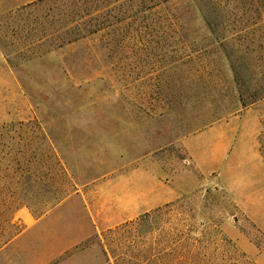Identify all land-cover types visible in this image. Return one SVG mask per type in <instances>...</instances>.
I'll list each match as a JSON object with an SVG mask.
<instances>
[{
    "label": "rangeland",
    "instance_id": "1",
    "mask_svg": "<svg viewBox=\"0 0 264 264\" xmlns=\"http://www.w3.org/2000/svg\"><path fill=\"white\" fill-rule=\"evenodd\" d=\"M29 1L0 0V126L37 122L44 140L17 131L0 152L21 151L46 191L18 189L12 224L34 229L0 247V264H119L141 245L207 246L184 264H264V98L241 105L227 60L261 77L264 25L189 50L155 19L80 38L76 0ZM2 165L0 187L23 181ZM165 205L153 231L120 229Z\"/></svg>",
    "mask_w": 264,
    "mask_h": 264
},
{
    "label": "trees",
    "instance_id": "2",
    "mask_svg": "<svg viewBox=\"0 0 264 264\" xmlns=\"http://www.w3.org/2000/svg\"><path fill=\"white\" fill-rule=\"evenodd\" d=\"M47 1L49 0H38L36 3L26 5L22 10L45 4ZM111 1L116 4L113 5ZM76 3L82 5L85 14L88 13V31L79 33L80 38L97 34L121 23L139 21L138 23L145 25L146 21L155 19L154 23L161 22L171 28L169 32L175 35L174 37L186 40L188 43L186 48L189 50H204L218 45L223 51L227 48L228 40L237 39L243 34L247 35L252 26L264 25V0H76ZM195 26L197 28H194ZM227 60L239 92L241 105L244 107L264 98V73L261 77H255L254 73L246 67L243 57L232 56ZM17 131L38 132V143L44 140L41 127L37 122L11 123L0 126V143L5 138L14 144V136H11V133ZM2 145L4 154L0 152V163L5 170L20 174L18 176L23 178V181L19 183L15 181V176H12L0 187L2 192L6 191L10 194L7 200L0 201V213H5L7 216L5 220L0 221V247L8 244L22 232L21 227L12 224L14 214L19 209L17 201L24 200L15 198L18 189L20 188V194H22L20 198L33 200L37 194L46 191L42 190L41 184L34 179L35 170L31 167V161H21L23 159L21 151L14 150L5 143ZM28 158L32 159L31 156ZM67 194L66 192L61 196L56 195L52 200L36 199V202L43 205L56 203ZM169 208L171 205H165L145 213L136 221L125 223L120 229L129 230L137 227L142 231L146 226L145 222L149 221L153 231L158 226L156 218L162 211ZM8 227H15V229L12 233H7L5 231ZM194 241L198 243V239ZM204 247L207 246L154 245L150 249H144L141 245L134 257L120 259L119 264H158L162 259L178 264H184L185 261L197 263L205 258V255L200 252L201 249H205Z\"/></svg>",
    "mask_w": 264,
    "mask_h": 264
},
{
    "label": "crops",
    "instance_id": "3",
    "mask_svg": "<svg viewBox=\"0 0 264 264\" xmlns=\"http://www.w3.org/2000/svg\"><path fill=\"white\" fill-rule=\"evenodd\" d=\"M29 2L32 3L33 0H30ZM261 228H262V231H264V215H262ZM33 229H34L33 225H27L26 230L23 233H21L19 236H17L8 245H19L20 244V240L24 236V234L31 233Z\"/></svg>",
    "mask_w": 264,
    "mask_h": 264
}]
</instances>
